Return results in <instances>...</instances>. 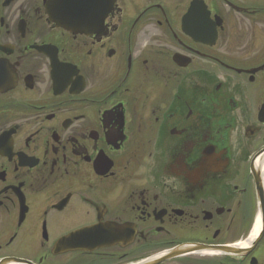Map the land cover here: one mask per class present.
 I'll list each match as a JSON object with an SVG mask.
<instances>
[{"label":"flooded vegetation","instance_id":"obj_1","mask_svg":"<svg viewBox=\"0 0 264 264\" xmlns=\"http://www.w3.org/2000/svg\"><path fill=\"white\" fill-rule=\"evenodd\" d=\"M154 259L264 264V0H0V264Z\"/></svg>","mask_w":264,"mask_h":264},{"label":"water","instance_id":"obj_2","mask_svg":"<svg viewBox=\"0 0 264 264\" xmlns=\"http://www.w3.org/2000/svg\"><path fill=\"white\" fill-rule=\"evenodd\" d=\"M53 6H54V9L51 12H49L50 20L59 26L65 25V22L61 19V16L59 15L60 11L57 9V12H56V5H53ZM64 16L67 17V23L66 24L73 26L74 14H69V15H64ZM79 17L82 19L84 17V15H79ZM97 246H98V243H94V242H90V243H87L86 245H84V247L88 248V249H93ZM171 256H172L171 254L166 253V256L163 257L162 259H169V258H171ZM155 260L156 259L151 260V261H147L143 264H155V262H157Z\"/></svg>","mask_w":264,"mask_h":264},{"label":"bare ground","instance_id":"obj_3","mask_svg":"<svg viewBox=\"0 0 264 264\" xmlns=\"http://www.w3.org/2000/svg\"><path fill=\"white\" fill-rule=\"evenodd\" d=\"M254 235L258 232V225H256L255 229H254Z\"/></svg>","mask_w":264,"mask_h":264}]
</instances>
